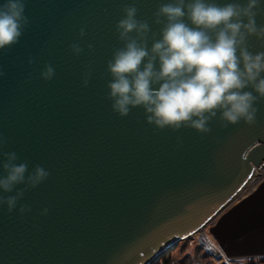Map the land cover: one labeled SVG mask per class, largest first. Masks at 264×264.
<instances>
[{
	"label": "water",
	"instance_id": "95a60500",
	"mask_svg": "<svg viewBox=\"0 0 264 264\" xmlns=\"http://www.w3.org/2000/svg\"><path fill=\"white\" fill-rule=\"evenodd\" d=\"M169 2L25 0L28 25L17 44L0 50V137L7 140L0 162L15 152L29 173L39 165L49 176L11 213L0 206V264H156L211 223L227 263L264 259V179L240 197L264 164V99L254 105L255 124L222 128L218 113L207 134L157 129L141 107L121 117L108 99L107 63L123 47L116 32L123 8L134 5L159 39L154 13ZM259 2L256 23L264 26ZM248 44L253 54L264 52V40ZM45 65L54 69L48 81Z\"/></svg>",
	"mask_w": 264,
	"mask_h": 264
},
{
	"label": "clouds",
	"instance_id": "9594fccd",
	"mask_svg": "<svg viewBox=\"0 0 264 264\" xmlns=\"http://www.w3.org/2000/svg\"><path fill=\"white\" fill-rule=\"evenodd\" d=\"M259 7V0H246L245 4L171 0L154 13L153 23L162 24L157 39L146 21L136 19L137 8L125 6L123 18L116 24L123 47L107 63L113 111L125 117L132 108L141 107L146 122L157 129L185 127L204 134L211 131L207 125L218 113L222 128L240 121L255 124L258 109L254 105L264 99V52L253 54L248 40H264V26L256 23ZM24 12L25 0L0 4V50L19 42L29 23ZM84 33L81 28L80 36ZM70 47L74 55L83 51L79 44ZM92 47L88 45L90 50ZM53 76L54 69L45 65L41 78L48 81ZM88 82L86 75L85 87ZM6 143L0 137V147ZM2 155L0 191L11 193L17 185H25L14 196L0 195V206L7 205L11 213L25 191L45 181L49 173L39 165L29 173L27 162L16 163L15 152ZM26 210L30 209L21 206V213Z\"/></svg>",
	"mask_w": 264,
	"mask_h": 264
},
{
	"label": "rangeland",
	"instance_id": "374dc122",
	"mask_svg": "<svg viewBox=\"0 0 264 264\" xmlns=\"http://www.w3.org/2000/svg\"><path fill=\"white\" fill-rule=\"evenodd\" d=\"M262 167L263 169L256 170L255 177L253 178L254 180L253 187L256 186L259 182H261L264 179V176L262 178H259L264 174V164L260 166L259 168H262ZM258 171L260 173L257 175ZM250 184L248 187L245 188V190L242 192L240 197L246 196V194L250 193L254 189L253 187L252 189H250ZM211 224H208L207 226L200 228L198 231H196L189 237L183 239L173 250H171L169 253H167L163 257L170 258L172 259L174 264H178V262L186 256H192L194 259H199L200 255L204 254L205 256L213 260L211 261V263L223 262L224 261L223 255L221 254L220 250L218 249V247L212 240V237L208 233V228L210 227Z\"/></svg>",
	"mask_w": 264,
	"mask_h": 264
},
{
	"label": "trees",
	"instance_id": "16d2710c",
	"mask_svg": "<svg viewBox=\"0 0 264 264\" xmlns=\"http://www.w3.org/2000/svg\"><path fill=\"white\" fill-rule=\"evenodd\" d=\"M211 258L205 256L204 254L200 255L199 259H194L192 256H186L178 262V264H228L225 260L223 262H213ZM245 264H264V259H258L254 261L244 262ZM156 264H174L172 259L167 257H162L160 261Z\"/></svg>",
	"mask_w": 264,
	"mask_h": 264
},
{
	"label": "bare ground",
	"instance_id": "6f19581e",
	"mask_svg": "<svg viewBox=\"0 0 264 264\" xmlns=\"http://www.w3.org/2000/svg\"><path fill=\"white\" fill-rule=\"evenodd\" d=\"M261 166H262V165H261ZM257 169L261 170V169H263V167H262V168H256V169H255V171H254V175H253V178L255 177V173H256V170H257ZM259 173H260V172L258 171L257 175H258ZM257 175H256V176H257ZM260 175H261V174H260ZM263 176H264V174H263L261 177H259V178H262ZM253 178H252V180H253ZM252 180H251V181H252ZM251 181H250L251 184L249 183V184H250V189H252V187H253V182H254V180H253L252 182H251ZM249 184L247 185V187L249 186ZM255 184H256V183H255ZM254 187H255V186H254ZM254 187H253V188H254ZM250 189H249V190H250ZM248 194H249V193H248ZM248 194H246V195H248Z\"/></svg>",
	"mask_w": 264,
	"mask_h": 264
},
{
	"label": "built area",
	"instance_id": "2783aa9c",
	"mask_svg": "<svg viewBox=\"0 0 264 264\" xmlns=\"http://www.w3.org/2000/svg\"><path fill=\"white\" fill-rule=\"evenodd\" d=\"M232 264H234V263H232ZM236 264H241V263H236Z\"/></svg>",
	"mask_w": 264,
	"mask_h": 264
}]
</instances>
